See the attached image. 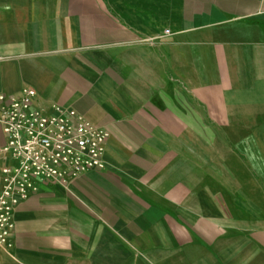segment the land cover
Masks as SVG:
<instances>
[{
  "label": "crops",
  "instance_id": "1",
  "mask_svg": "<svg viewBox=\"0 0 264 264\" xmlns=\"http://www.w3.org/2000/svg\"><path fill=\"white\" fill-rule=\"evenodd\" d=\"M23 87L106 129L105 167L40 184L0 264H264V0H0Z\"/></svg>",
  "mask_w": 264,
  "mask_h": 264
},
{
  "label": "built area",
  "instance_id": "2",
  "mask_svg": "<svg viewBox=\"0 0 264 264\" xmlns=\"http://www.w3.org/2000/svg\"><path fill=\"white\" fill-rule=\"evenodd\" d=\"M35 99L30 87L16 94L0 93V154L10 161L0 168V246L6 249L13 247L15 208L40 184L67 187L86 171L105 167L106 129L73 108L56 103L42 108Z\"/></svg>",
  "mask_w": 264,
  "mask_h": 264
},
{
  "label": "bare ground",
  "instance_id": "3",
  "mask_svg": "<svg viewBox=\"0 0 264 264\" xmlns=\"http://www.w3.org/2000/svg\"><path fill=\"white\" fill-rule=\"evenodd\" d=\"M3 144H4V142H3ZM3 144H0V146L3 145ZM1 156H2V157H7L6 154H0V157H1Z\"/></svg>",
  "mask_w": 264,
  "mask_h": 264
}]
</instances>
